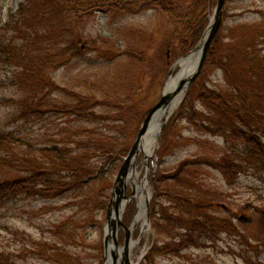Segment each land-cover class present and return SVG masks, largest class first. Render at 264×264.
<instances>
[{
  "label": "rangeland",
  "instance_id": "374dc122",
  "mask_svg": "<svg viewBox=\"0 0 264 264\" xmlns=\"http://www.w3.org/2000/svg\"><path fill=\"white\" fill-rule=\"evenodd\" d=\"M28 1L0 0V37L27 44L33 58L51 64L48 71L56 83L106 100V105L98 108L104 113L113 112L114 104L119 102L136 103L145 111L160 101L169 72L177 61L170 63L168 73L164 71L167 57L176 53L169 47L172 25L169 18L147 8L81 16L50 8L41 0H32V8L28 9L31 3ZM23 3L28 5L22 10ZM218 34L225 45L260 34L258 50L264 55V0H226ZM126 51L142 54L144 61L127 56ZM216 60L213 57L212 63L206 61L180 106L170 116L148 159L149 166L143 153L137 160L138 182L147 176L150 223L145 234L144 220L137 224L133 240L139 244L129 253L131 264H264V175L250 170L229 184L222 172L208 162L228 153L238 159L243 149L228 143L221 135L204 131L186 117L193 111L191 116L198 112L200 115L194 118L199 121L201 114L208 112L196 96L188 98L195 85L208 86L221 93L231 92L229 78ZM14 70L0 65V134L8 135L12 147L9 154L1 152L0 158L13 159L12 155L17 154L34 159L41 147H59L73 153L78 144H101L117 135L118 125L115 128L109 122L81 119L59 111L24 117L21 107L9 100L25 99L35 90L22 89L16 83L19 76ZM178 71L176 66L173 77ZM232 71L230 79L241 80ZM256 80V89L260 91L264 77ZM38 94L39 97L45 93ZM44 96L53 105L73 100L67 93L54 89H49ZM183 107L185 117L180 115ZM99 158L97 155L92 162ZM183 162L188 165L175 178L166 177L177 174ZM12 172L14 169L0 161V179L12 176ZM116 176L111 183L91 184L84 190L57 198L9 200L0 208L3 260L0 264H104L107 209L101 208L99 199L105 197L99 195L106 189L111 197ZM131 193L132 188L128 186L127 195ZM178 197L203 204L216 203L217 207L209 208V214L231 220L238 232L230 230V234L223 232L216 237L196 233L197 244L180 249L176 242L185 231L179 225L171 226L165 219V213L168 217L181 211ZM107 200L109 203L110 198ZM137 211L138 203L132 199L123 216L127 226H131ZM117 238L122 246L123 230ZM119 255L123 264L124 256Z\"/></svg>",
  "mask_w": 264,
  "mask_h": 264
},
{
  "label": "trees",
  "instance_id": "16d2710c",
  "mask_svg": "<svg viewBox=\"0 0 264 264\" xmlns=\"http://www.w3.org/2000/svg\"><path fill=\"white\" fill-rule=\"evenodd\" d=\"M28 2H31L30 5L25 3L21 5L22 10L27 5L28 9L32 8V0ZM42 2L50 8L52 6L53 9L70 11L81 16L112 10L130 12L146 8L157 10L172 21L169 47H173L176 53L169 59L167 57L164 67L166 73L172 61L188 54L200 41L209 24L211 9L216 4V0H41ZM220 36L221 34H218L215 39L207 62L210 63L213 57L217 59L215 62L218 67L225 71L229 78L231 92L221 93L208 86L198 88L195 85L188 98L196 96L208 112L207 115L201 114L200 124L194 118L200 115L198 112L191 116L193 111L186 117L204 131L221 135L228 143L243 149L238 159L228 153L219 160L208 162L222 172L229 184H234L241 173L250 170H258L264 175V86L260 87V91L256 89L258 88L256 77H264V55L258 50L260 43L257 42V38L261 36L260 34L253 39L243 38L242 42L238 40L236 44L228 45L220 40ZM232 38L230 41H233L235 36ZM125 54L144 61L142 54L131 51H126ZM0 65H3V68L16 69L15 74L19 76L16 83L22 89L25 87L35 90L25 99L9 100L10 103L21 107L24 117L59 111L76 115L81 119L109 122L115 128L118 125L119 129H116L117 135L108 137L107 142L101 144L81 142L83 144H78L77 150L73 153H70L69 149L59 147H41L36 150L37 158L34 159L20 157L17 154L12 155L13 159L1 157L0 161L14 169L17 175L12 172L14 173L12 176L0 179V208L9 200L19 197L57 198L73 191L84 190L91 184L111 183L132 147L149 110H142L136 103L119 102L114 104L113 112H99L98 108L104 107L106 100L60 86L48 71L50 63L33 58L27 44L19 42L16 44L15 40L7 37H0ZM232 70L241 80L230 79ZM49 89L67 93L73 100L60 105L49 104L44 96ZM39 92L45 94L38 97ZM184 109L185 107L180 110L183 117ZM11 149L8 135L1 133L0 153L9 154ZM97 155L100 158L92 162ZM186 165L187 162L181 163L177 174L166 177L175 178ZM19 171H22L21 174ZM109 189L110 187L107 188ZM99 196L106 198L99 199L102 202L101 208L106 210L110 193L105 189ZM178 198L182 205L181 211L175 216L168 214V217L165 213V219L171 226L175 224V227L179 225L184 229L185 234L176 242L180 249L188 247V244H197L196 233L216 237L223 232L230 234V230L232 233L238 232L231 220L209 214V208L217 207L216 203L203 204L189 198ZM0 261H3L1 255Z\"/></svg>",
  "mask_w": 264,
  "mask_h": 264
},
{
  "label": "water",
  "instance_id": "95a60500",
  "mask_svg": "<svg viewBox=\"0 0 264 264\" xmlns=\"http://www.w3.org/2000/svg\"><path fill=\"white\" fill-rule=\"evenodd\" d=\"M225 5L226 0H217L209 24L199 43L191 52L179 58L171 68L160 101L148 111L132 147L124 158L115 178L107 208V220L104 226V264H120L119 254L124 256L123 264H131L129 253L131 245H136L139 242L133 240V233L139 222L141 209H143L144 217L142 228L144 226L149 228V199L151 196L141 188L147 181V176L142 182H138L137 160L140 154L143 153L147 166H149L148 159L150 156L144 151L146 143L149 146L157 145L170 116L178 109L188 89L202 72L212 45L222 28ZM176 66L179 67V71L173 77ZM128 186L132 188L131 195H127ZM140 193L147 194L143 205L140 203V197H138ZM132 199L137 201L138 211L131 226H127L123 222V216ZM241 219H244V217H241ZM121 230L125 235L122 246L117 238Z\"/></svg>",
  "mask_w": 264,
  "mask_h": 264
},
{
  "label": "bare ground",
  "instance_id": "6f19581e",
  "mask_svg": "<svg viewBox=\"0 0 264 264\" xmlns=\"http://www.w3.org/2000/svg\"><path fill=\"white\" fill-rule=\"evenodd\" d=\"M155 149H156V146H155V145L149 146V145L146 143V146H145L144 151L146 152V154H147L148 156L151 157ZM141 188H142V190H144V191L148 194V181H146L145 184H143ZM147 194H145V195L143 194V195L140 197V203H141L142 205L144 204V200H145V197H147ZM139 217H140L139 222H140L141 220H144V217H143V209H141L140 214H139ZM139 222H138V223H139ZM143 223H144V222H143ZM147 231H148V227H145V226H144V227H143V234H145ZM138 244H139V242H138L136 245H131L130 252H132L133 249H134L136 246H138Z\"/></svg>",
  "mask_w": 264,
  "mask_h": 264
}]
</instances>
